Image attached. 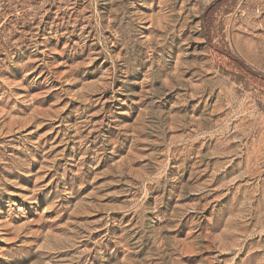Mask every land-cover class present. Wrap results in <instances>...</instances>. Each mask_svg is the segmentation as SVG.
<instances>
[{
  "label": "rangeland",
  "instance_id": "374dc122",
  "mask_svg": "<svg viewBox=\"0 0 264 264\" xmlns=\"http://www.w3.org/2000/svg\"><path fill=\"white\" fill-rule=\"evenodd\" d=\"M0 0V264H264V0Z\"/></svg>",
  "mask_w": 264,
  "mask_h": 264
},
{
  "label": "trees",
  "instance_id": "16d2710c",
  "mask_svg": "<svg viewBox=\"0 0 264 264\" xmlns=\"http://www.w3.org/2000/svg\"><path fill=\"white\" fill-rule=\"evenodd\" d=\"M238 0H214L205 10L201 17L202 21V32L204 38L206 39V44L209 48L215 49L212 45V35L211 29L213 28L215 14L223 7H226L229 4L233 6L237 3ZM222 55L226 56L235 66L238 71V80L243 81V79L248 78L253 81H260L264 83V76L260 73L254 72L249 68L243 61L235 58L228 52L219 51Z\"/></svg>",
  "mask_w": 264,
  "mask_h": 264
}]
</instances>
